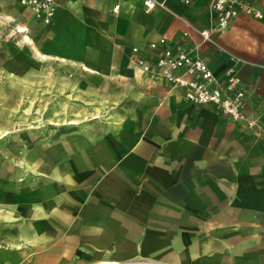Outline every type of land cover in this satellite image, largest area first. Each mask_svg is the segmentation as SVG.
<instances>
[{
	"label": "crops",
	"instance_id": "crops-1",
	"mask_svg": "<svg viewBox=\"0 0 264 264\" xmlns=\"http://www.w3.org/2000/svg\"><path fill=\"white\" fill-rule=\"evenodd\" d=\"M159 1L60 0L50 24L32 16L41 58L87 77L108 110L0 178L1 264H264V0L223 31L210 0ZM163 37L219 80L233 66L256 124L143 73Z\"/></svg>",
	"mask_w": 264,
	"mask_h": 264
},
{
	"label": "rangeland",
	"instance_id": "rangeland-1",
	"mask_svg": "<svg viewBox=\"0 0 264 264\" xmlns=\"http://www.w3.org/2000/svg\"><path fill=\"white\" fill-rule=\"evenodd\" d=\"M39 26L14 0H0V178L11 165L15 172L23 160L34 159L35 145L60 141L55 137L80 126L82 115L94 119L108 110L86 88L87 77L41 58L35 49Z\"/></svg>",
	"mask_w": 264,
	"mask_h": 264
},
{
	"label": "built area",
	"instance_id": "built-area-1",
	"mask_svg": "<svg viewBox=\"0 0 264 264\" xmlns=\"http://www.w3.org/2000/svg\"><path fill=\"white\" fill-rule=\"evenodd\" d=\"M30 9L32 16L44 24H50L60 5V0H14ZM191 3L195 0H182ZM215 12L214 30H225L230 22L242 12L256 17L263 13L244 0H210ZM147 7L159 4V0H144ZM212 30H201L205 39H210ZM149 47L157 53L152 60L139 58L136 65L153 79L162 78L170 88L180 87L185 97L195 104H216L219 109L237 122L245 121L249 127L256 124L247 111V92L233 66L227 68L219 80L207 60L193 56L187 49H174L166 38L152 41ZM161 47V50L158 48ZM138 50V48H134Z\"/></svg>",
	"mask_w": 264,
	"mask_h": 264
},
{
	"label": "bare ground",
	"instance_id": "bare-ground-1",
	"mask_svg": "<svg viewBox=\"0 0 264 264\" xmlns=\"http://www.w3.org/2000/svg\"><path fill=\"white\" fill-rule=\"evenodd\" d=\"M23 28V27H22ZM17 200V199H16ZM19 200V199H18ZM20 201V200H19ZM107 264H110V263H107Z\"/></svg>",
	"mask_w": 264,
	"mask_h": 264
}]
</instances>
